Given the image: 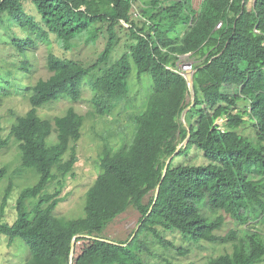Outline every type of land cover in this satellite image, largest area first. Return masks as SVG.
Listing matches in <instances>:
<instances>
[{
    "label": "trees",
    "instance_id": "trees-1",
    "mask_svg": "<svg viewBox=\"0 0 264 264\" xmlns=\"http://www.w3.org/2000/svg\"><path fill=\"white\" fill-rule=\"evenodd\" d=\"M23 1L0 0V25L7 19L22 30L23 35L11 39L18 53L25 54L37 41H49L50 35L71 46L75 40L96 44L103 39V47L90 64L49 52L45 66L50 75L28 87L30 108L10 127L18 145L19 172L36 177L16 199L14 221L0 217V233L29 249L22 264H68L73 235L103 238L107 225L129 206L140 212L137 229L118 244L77 238L72 264H147L153 252L144 239L151 236L152 243L172 245L162 236L166 231L190 242L229 243L232 249L211 258L213 264L264 261L260 232L245 230L237 236L231 228L221 236L215 233L225 214L241 224L255 217L252 206L264 213V0H202L194 17L190 0H147L137 19L131 13L132 0H29L39 18L25 10ZM120 29L129 41L109 62L121 41ZM186 54L198 59L192 64L195 104L186 114L190 138L171 158L154 200L165 160L186 136L180 115L190 99L187 83L176 70L179 57ZM22 64L28 71L27 62ZM133 70L138 80L148 74L152 82L144 109L132 115V139L118 148L104 145L82 214L57 216L54 208L63 199V185L59 181V188L48 192V184L64 177L77 161L71 144L80 138L84 118L69 106L49 120L38 108L62 98L80 100L87 82L93 111L108 115L128 97ZM11 86V79L0 76V105ZM239 99L245 104L239 105ZM223 116L226 121L220 126L216 120ZM249 126L255 142L237 131ZM6 145L0 127V151ZM192 146L208 163L174 164ZM4 172L0 168V179ZM12 188L10 182L6 192Z\"/></svg>",
    "mask_w": 264,
    "mask_h": 264
},
{
    "label": "rangeland",
    "instance_id": "rangeland-1",
    "mask_svg": "<svg viewBox=\"0 0 264 264\" xmlns=\"http://www.w3.org/2000/svg\"><path fill=\"white\" fill-rule=\"evenodd\" d=\"M161 1L162 4H168L175 0ZM201 2L202 0H190V15L192 17L199 10ZM23 3L25 10L29 14L39 18L29 0L23 1ZM132 3L131 13L134 19H137L147 0H132ZM122 25L127 27L123 22ZM120 30L118 32L121 36V41L113 51L109 62L120 56L125 50V41H129V39H126L127 36L124 35L125 31ZM16 35H23L22 30L19 27L12 26L6 19L0 25V76L7 81L11 79L12 86L10 89L11 94L4 98L0 105V127L2 128V135L7 140V145L0 151V168H5V172L0 179V217L2 221L7 223H12L17 216L16 199L22 188L36 180V177L27 170L19 172L18 145L12 135H10V127L15 118L23 115L30 108V105H28V96L30 94L28 87L38 79H46L50 75L45 66L49 52L61 57L79 59L86 64H90L96 60L99 51L103 47V39H99L96 44H85L82 40H75V44L71 46L69 43L62 44L53 35H50L49 41H37L38 43L35 47H30L25 54H21L11 46V39ZM24 61L27 62L28 71L23 69L24 65L22 62ZM197 61L198 59L188 55L180 56L176 69L184 73L182 64H194ZM151 82V77L148 74H142L140 80H138L135 70H133L128 77V97L116 103L112 112L104 116L98 115L93 111L90 103L92 92L87 82L82 87L80 100L72 102L67 98H62L38 108V113L49 120H53L55 116L62 115L69 106H73L84 118L80 138L71 144L74 146L77 161L64 177L48 184V192H53L54 189L59 188V181L63 185L60 193L63 199L54 208V213L57 216L74 218L82 214L84 194L99 173V155L104 145L107 144L113 148H118L130 142L134 132L132 115L144 109L147 95L151 91ZM238 104H245V101L239 99ZM245 118L246 120L248 119V117ZM224 121H226V117L223 116L219 117L216 123L221 126ZM246 124L248 123L246 122ZM237 131L249 136L250 140L255 142L254 129L251 126L241 127ZM51 137V139H54L55 134L53 133ZM178 162L195 165L208 163L196 146H192L185 156L176 157L174 164ZM262 177L264 179V176ZM10 182L13 188L7 193L6 188ZM150 194V192L146 193L142 201L147 202ZM202 202L203 200L200 201V203ZM251 203L253 204V202ZM251 210L252 215L256 214L255 217H248L241 224H236L234 219L225 214L220 229L215 233L221 236L226 234L229 229L235 228L237 229V236H242L245 230L257 231L264 235L263 211L257 210L253 206ZM220 213L221 211L213 213V216L220 215ZM139 217L140 212L136 208L129 206L107 225L103 238L112 242L126 239L137 227ZM162 236L165 240L170 241L172 245L163 246L157 242L152 243L151 236H147L144 239L153 252V256L148 259L147 264H213L211 258L232 249L229 243L190 242L181 238L177 232L166 231L162 233ZM81 247L82 242H79L78 249ZM27 257H29L27 245L19 239H15L14 242L10 243L8 238L0 233V264H22L27 260ZM259 264H264V261Z\"/></svg>",
    "mask_w": 264,
    "mask_h": 264
},
{
    "label": "water",
    "instance_id": "water-1",
    "mask_svg": "<svg viewBox=\"0 0 264 264\" xmlns=\"http://www.w3.org/2000/svg\"><path fill=\"white\" fill-rule=\"evenodd\" d=\"M193 74H194V70L189 69L187 71H185V73L183 74V77L187 83V87H188V98L190 99V104L188 106H186L180 115V121L183 124V126L185 127L186 130V136L184 137V139L177 145L175 151L165 160V164L163 166L162 173H161V178L160 181L158 182V184L155 187L154 190V196L153 199L156 200L157 196H158V192H159V187H160V183L162 181V179L164 178L165 174H166V168L168 167V164L171 161V158L173 157L174 153H176L178 151V149L182 146H185L190 138V127L186 121V114L187 112L191 109V107L195 104V92H194V81H193ZM151 209V207H150ZM137 229V227H136ZM134 236V233L131 235V237L128 239V241L130 239H132ZM90 238V239H98L104 242H108V243H113V244H118L117 242H112L109 239L106 238H100V237H95V236H91V235H86V234H75L73 235L71 242L70 243V251H69V256H68V264H72L73 261V257H74V250H75V243L77 238ZM121 245H126V243H122Z\"/></svg>",
    "mask_w": 264,
    "mask_h": 264
},
{
    "label": "built area",
    "instance_id": "built-area-1",
    "mask_svg": "<svg viewBox=\"0 0 264 264\" xmlns=\"http://www.w3.org/2000/svg\"><path fill=\"white\" fill-rule=\"evenodd\" d=\"M220 25V22L217 23L216 27H218ZM177 67H178V64H177ZM182 67H183V72L189 70V69H192V63H186V64H182ZM178 71V70H177ZM180 72V71H178Z\"/></svg>",
    "mask_w": 264,
    "mask_h": 264
},
{
    "label": "clouds",
    "instance_id": "clouds-1",
    "mask_svg": "<svg viewBox=\"0 0 264 264\" xmlns=\"http://www.w3.org/2000/svg\"><path fill=\"white\" fill-rule=\"evenodd\" d=\"M217 25V24H216ZM219 27V26H218ZM186 55H188V54H186ZM181 56H183V55H181ZM177 70V69H176ZM192 70H193V68H192ZM178 72V71H177ZM182 76H183V74L185 73H181V72H179Z\"/></svg>",
    "mask_w": 264,
    "mask_h": 264
}]
</instances>
